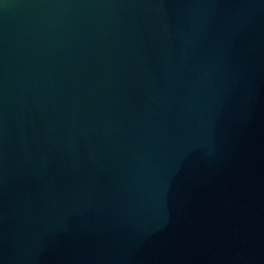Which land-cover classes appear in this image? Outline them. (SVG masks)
Returning <instances> with one entry per match:
<instances>
[{"label":"water","instance_id":"water-1","mask_svg":"<svg viewBox=\"0 0 264 264\" xmlns=\"http://www.w3.org/2000/svg\"><path fill=\"white\" fill-rule=\"evenodd\" d=\"M0 264H264V0H0Z\"/></svg>","mask_w":264,"mask_h":264}]
</instances>
